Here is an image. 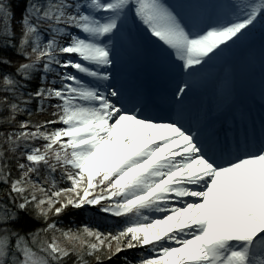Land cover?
Instances as JSON below:
<instances>
[{"label":"snow or ice","instance_id":"obj_1","mask_svg":"<svg viewBox=\"0 0 264 264\" xmlns=\"http://www.w3.org/2000/svg\"><path fill=\"white\" fill-rule=\"evenodd\" d=\"M0 264H264V0H0Z\"/></svg>","mask_w":264,"mask_h":264}]
</instances>
